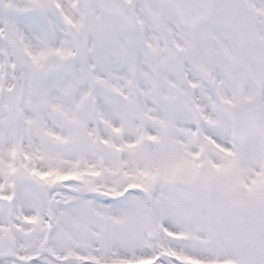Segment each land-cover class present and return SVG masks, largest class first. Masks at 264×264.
Instances as JSON below:
<instances>
[{"label": "snow or ice", "instance_id": "6c2138e0", "mask_svg": "<svg viewBox=\"0 0 264 264\" xmlns=\"http://www.w3.org/2000/svg\"><path fill=\"white\" fill-rule=\"evenodd\" d=\"M0 264H264V0H0Z\"/></svg>", "mask_w": 264, "mask_h": 264}]
</instances>
